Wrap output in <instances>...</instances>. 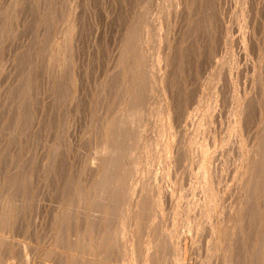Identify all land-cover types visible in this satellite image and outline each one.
Listing matches in <instances>:
<instances>
[{
	"label": "rangeland",
	"instance_id": "rangeland-1",
	"mask_svg": "<svg viewBox=\"0 0 264 264\" xmlns=\"http://www.w3.org/2000/svg\"><path fill=\"white\" fill-rule=\"evenodd\" d=\"M0 264H264V0H0Z\"/></svg>",
	"mask_w": 264,
	"mask_h": 264
},
{
	"label": "bare ground",
	"instance_id": "bare-ground-1",
	"mask_svg": "<svg viewBox=\"0 0 264 264\" xmlns=\"http://www.w3.org/2000/svg\"><path fill=\"white\" fill-rule=\"evenodd\" d=\"M130 112V111H129ZM132 114V113H131ZM134 114V113H133ZM132 114V115H133ZM123 115V114H122ZM132 115H131V117H132ZM136 116H137V114H136ZM126 117V116H125ZM138 117V116H137ZM133 118H135V117H132V119H131V121L133 120ZM120 119H121V117H120ZM136 121H138V120H136ZM134 122L135 121H132V124H134ZM126 123V122H125ZM125 123H124V121H123V118L119 121V123H118V125H117V135H116V137H115V142H114V144L112 143V145H109V144H107V143H105L104 145H103V148H104V150L107 152V151H109V150H113V149H115L116 147H118V145H120V143L122 144L124 141L122 140V135L124 136V128H125ZM131 124V125H132ZM114 130H116V129H114ZM123 139H124V137H123ZM123 141V142H122ZM128 141V140H127ZM126 141V142H127ZM130 142V141H129ZM118 148H120V147H118ZM130 148V147H129ZM97 149V148H96ZM125 149V148H124ZM115 151V152H114ZM113 152H112V154L107 158V162H108V164H109V169H110V167L111 168H113L114 169V161H115V159L117 158V154H116V152H117V149H115ZM104 152V151H103ZM105 153V152H104ZM109 153V152H108ZM119 153V152H118ZM130 153V152H129ZM100 154H102V153H100ZM106 154V153H105ZM109 155V154H108ZM118 160V159H117ZM113 166V167H112ZM108 168H107V170H109ZM111 171V170H110ZM107 172V171H106ZM129 176V175H128ZM107 181V180H106ZM118 189H119V187H118ZM113 196V195H112ZM111 200H113V199H111ZM119 240V239H118Z\"/></svg>",
	"mask_w": 264,
	"mask_h": 264
}]
</instances>
